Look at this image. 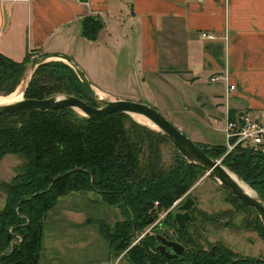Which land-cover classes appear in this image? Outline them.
Wrapping results in <instances>:
<instances>
[{"label": "trees", "instance_id": "obj_1", "mask_svg": "<svg viewBox=\"0 0 264 264\" xmlns=\"http://www.w3.org/2000/svg\"><path fill=\"white\" fill-rule=\"evenodd\" d=\"M79 26L82 37L95 40L103 23L97 17L84 16ZM30 55L14 61L0 54V94L14 93ZM72 67L62 61L37 63L22 96L40 100L65 94L96 107L90 83ZM166 143L172 149L167 164L161 154ZM196 145L209 158H219L264 201V142L256 146L237 143L228 152L223 144ZM6 154L20 162L8 181H0V264H39L49 210L58 198L78 192H93L103 204L120 211L121 219L115 221L113 230H104V238L109 252L124 251L122 257L128 264H264L262 257L240 256L218 241L207 242L202 236L203 223L212 221V216L194 206L183 229H176L168 211L151 233L136 236L148 219L152 222L165 211L204 171L183 159L160 132L126 114L115 112L96 120H84L70 108L2 114L0 159ZM224 191L229 202L240 207L243 228L253 226L264 239L255 211ZM234 213L221 210L217 218L231 214L230 219ZM168 229L179 234L182 259L165 258L155 250V235L167 234ZM132 240L136 242L130 245Z\"/></svg>", "mask_w": 264, "mask_h": 264}, {"label": "crops", "instance_id": "obj_2", "mask_svg": "<svg viewBox=\"0 0 264 264\" xmlns=\"http://www.w3.org/2000/svg\"><path fill=\"white\" fill-rule=\"evenodd\" d=\"M84 16L103 23L95 40L79 33ZM29 52L71 59L95 92L115 99L93 82L137 84L139 97L154 90L187 131L222 130L228 111L264 119V0H0V54L21 61ZM54 231L39 264H107L95 238L91 254L70 255Z\"/></svg>", "mask_w": 264, "mask_h": 264}, {"label": "rangeland", "instance_id": "obj_3", "mask_svg": "<svg viewBox=\"0 0 264 264\" xmlns=\"http://www.w3.org/2000/svg\"><path fill=\"white\" fill-rule=\"evenodd\" d=\"M45 61H62L69 66L71 65L65 59L53 55L47 57L39 56L29 59L26 64L24 75L19 83L20 91L24 88L27 80L29 79L28 77H30L31 72L37 63ZM93 84L99 90L119 95L121 96L120 98L145 102L151 105V107L155 108L165 119L172 123L174 127H176L195 144L205 145L224 143V134L220 129H208L200 126L197 131H187L185 129L178 128V125L173 123V119H171L170 115L164 110V105H161L162 101H160V98L156 96V92L154 90L151 91L153 93H146L148 97H139L134 94V92L138 94V90L141 89L137 84L133 85L123 82L116 83V85L105 82H93ZM90 88L93 92L92 96L96 101V98L100 96L97 95L95 89L92 87ZM0 97L6 96L0 94ZM100 98L106 100L115 99L114 97L103 93ZM96 105L99 106L100 104L97 102ZM194 126H197V124H194ZM208 131L209 134H212L215 137L214 140L206 137V133ZM171 152L172 149L168 143L161 146L162 159L165 164H167L170 160ZM215 160L219 161V158ZM19 162L20 160L14 155H4L0 159V181H8L13 176L14 168L19 164ZM202 173L203 174L187 190V192L177 198L165 211L158 213L157 217L152 222L144 226L136 236L141 238L144 234L151 233L153 228L160 223L166 212L171 210L174 211L175 207L185 197H191L195 201V209H200L206 214L212 216V221L203 223L202 236L207 240V242L212 243L218 241L240 256L264 258V239L262 235L256 231L253 226L247 229L243 228V225H241V221H243V213L237 210L240 209V207H238V205L232 200V204H230L231 202H229L224 189L221 188L211 177L206 175L204 172ZM2 196V193H0V206L2 204ZM225 209H231L236 211V213H234L230 219H228V217H230L231 214L228 217L217 218V213ZM120 214L121 213L117 208L103 204L100 197L93 192H78L71 197H66V199L58 198L55 206L49 210L45 219L42 240L46 245L49 235L51 232L56 230L54 232L60 239L61 245L67 248L66 250L69 251L68 253H70V255L91 254L90 251L93 250L92 246L87 245L91 238H95V241L102 245V250L105 252L107 241L104 238V230H113V224L115 221H119L121 219ZM52 221L55 229L52 228V231L49 232V228L52 226ZM226 222H228V224L223 226ZM79 223H81V225H79ZM171 232L172 229L167 230V234H170ZM135 242L136 240H132L130 245ZM203 246H205L204 243ZM107 251H109L108 248ZM123 253L124 251L119 254L113 253L112 251L109 252L110 257L107 260V264H128L125 258L122 257ZM45 256L48 257V255ZM43 263L49 264L47 259H44Z\"/></svg>", "mask_w": 264, "mask_h": 264}, {"label": "water", "instance_id": "obj_4", "mask_svg": "<svg viewBox=\"0 0 264 264\" xmlns=\"http://www.w3.org/2000/svg\"><path fill=\"white\" fill-rule=\"evenodd\" d=\"M71 63V59L65 58ZM75 68V67H74ZM91 87V85H90ZM21 91V96L23 94ZM99 106L92 107L82 100L65 94H55L44 99H30L23 96L16 101L0 104V115L14 113L22 110L52 111L62 108H70L84 120H96L110 113H123L128 115L135 122L145 125L164 135L172 147L188 163L197 165L204 173L210 176L221 188L226 190L231 196L238 199L242 204L251 207L261 223L264 234V201L246 183L239 179L234 173L225 168L218 160L209 158L202 150L180 132L172 123L165 119L155 108L145 102L132 101L129 99L106 100L96 98ZM139 115L150 122L155 128L150 127L132 115ZM195 201L191 197H185L174 209L171 215L176 229L179 231L184 228L186 222L191 218L190 210ZM150 219L147 223H150ZM158 244L155 250L165 258L180 256L183 246L179 243V234L172 231L170 234H156ZM10 243V249L12 248Z\"/></svg>", "mask_w": 264, "mask_h": 264}, {"label": "built area", "instance_id": "obj_5", "mask_svg": "<svg viewBox=\"0 0 264 264\" xmlns=\"http://www.w3.org/2000/svg\"><path fill=\"white\" fill-rule=\"evenodd\" d=\"M202 36L209 37V35L204 34H202ZM70 66L72 67V65ZM216 79L217 76L211 77V80ZM232 89L233 85H228L227 93ZM222 131L224 134L223 145L225 146V152L230 151L237 143H242L243 145L248 146L260 145L263 143L264 139V119L255 116L254 113L248 110H242L230 117L228 111L226 113Z\"/></svg>", "mask_w": 264, "mask_h": 264}, {"label": "bare ground", "instance_id": "obj_6", "mask_svg": "<svg viewBox=\"0 0 264 264\" xmlns=\"http://www.w3.org/2000/svg\"><path fill=\"white\" fill-rule=\"evenodd\" d=\"M29 78V77H28ZM98 96H102L101 93L96 92ZM21 98V91H20V85L15 89L14 93H12L9 96L6 97H0V104H4V103H9V102H13L16 100H19ZM98 98V97H97ZM136 120L155 128V126H153L150 122H148L146 119H144L143 117L139 116V115H132Z\"/></svg>", "mask_w": 264, "mask_h": 264}, {"label": "flooded vegetation", "instance_id": "obj_7", "mask_svg": "<svg viewBox=\"0 0 264 264\" xmlns=\"http://www.w3.org/2000/svg\"><path fill=\"white\" fill-rule=\"evenodd\" d=\"M161 234H166V233H164V232H161Z\"/></svg>", "mask_w": 264, "mask_h": 264}]
</instances>
